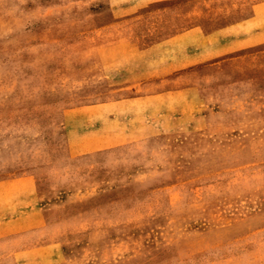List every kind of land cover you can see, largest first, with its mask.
<instances>
[{"label":"rangeland","instance_id":"1","mask_svg":"<svg viewBox=\"0 0 264 264\" xmlns=\"http://www.w3.org/2000/svg\"><path fill=\"white\" fill-rule=\"evenodd\" d=\"M149 1L0 0V181L32 174L45 209L0 230V264H264V47L176 68L196 49L171 43L264 0L127 19ZM149 58L161 78L127 91Z\"/></svg>","mask_w":264,"mask_h":264},{"label":"crops","instance_id":"2","mask_svg":"<svg viewBox=\"0 0 264 264\" xmlns=\"http://www.w3.org/2000/svg\"><path fill=\"white\" fill-rule=\"evenodd\" d=\"M153 2L154 0L143 5L138 3L127 4V19L136 16L141 9ZM260 22H262L263 28H261ZM171 43H185L190 45V48L196 49V51L190 50L188 59L191 58V60H188L187 64H175L176 68L210 63L213 58L243 51L250 47H264V3L256 5L253 15L247 19L239 20L231 25H225L212 32H204L194 28L178 35L171 40ZM196 59L202 60L198 61ZM154 63L149 58L148 62L140 63L136 68L132 69L133 71L130 70L129 72V69L127 70V79H124L127 83V87L125 86L127 91L139 89L150 80L161 78L157 76V72L143 71L160 68L161 65ZM171 67L174 66L171 65ZM143 72H146V76L150 74L148 75L150 78L146 77L147 79L144 81ZM144 98L138 96L131 99H142L143 101ZM122 105L127 104L122 103ZM194 110L196 109L194 108ZM37 186L36 178L32 174L0 181V230L2 232L10 230L12 232L9 233L18 236L21 231L29 232L31 229L45 225V209L39 204ZM30 253L32 252H12L11 255L18 254V259L30 260L31 257L28 256Z\"/></svg>","mask_w":264,"mask_h":264},{"label":"bare ground","instance_id":"3","mask_svg":"<svg viewBox=\"0 0 264 264\" xmlns=\"http://www.w3.org/2000/svg\"><path fill=\"white\" fill-rule=\"evenodd\" d=\"M127 63V62H126Z\"/></svg>","mask_w":264,"mask_h":264}]
</instances>
